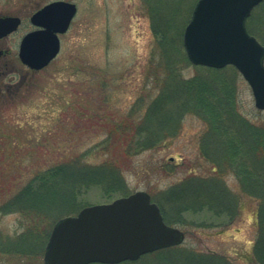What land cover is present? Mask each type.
Masks as SVG:
<instances>
[{"label":"rangeland","instance_id":"1","mask_svg":"<svg viewBox=\"0 0 264 264\" xmlns=\"http://www.w3.org/2000/svg\"><path fill=\"white\" fill-rule=\"evenodd\" d=\"M21 1L24 14L28 15L37 4L51 0H0V10L16 11ZM67 1L76 3L78 12L68 32L61 36L58 57L40 71L25 67L23 84L17 79L9 80L12 93L0 100V192L10 188L11 182L14 188L24 184L36 167L97 145L106 137L108 127L132 107L141 105L139 114L143 116L160 94L154 86L160 69L156 65L150 69L149 64L151 58L165 61L156 31L167 33L166 27H170L168 33L172 36L173 32L182 41L198 0ZM251 23L253 34L262 41L264 9L256 12ZM172 60L181 61L177 57ZM178 69L185 78L206 72L194 64H178ZM227 73L234 78L239 112L252 122H264V110L256 107L252 89L243 75L233 77L231 71ZM198 115L195 110L184 112L171 137L132 157L93 152L88 158L92 162L113 160L123 168L127 191L115 194L114 198L145 190L164 203L170 219L179 216L181 222L168 218L167 222L186 232L181 244L186 251L216 253L233 264H261L254 260L257 201L242 195L240 205L232 212L218 215L215 208L193 211V205L197 206L194 203L186 210L190 206L186 200L195 202V193L194 199L190 195L189 200L182 193L177 202L170 197L171 188L189 174L198 179L201 175L216 174L214 163L201 152L200 135L206 123ZM191 178L195 180V176ZM221 178L229 194L241 196L234 171H225ZM196 185L199 198L211 191ZM84 197L88 205L108 201L100 189H93ZM3 199L5 196H0V202ZM22 229L18 213H0L3 237H14ZM11 259L14 258L0 250V264H14ZM33 260L36 262L30 258Z\"/></svg>","mask_w":264,"mask_h":264},{"label":"trees","instance_id":"2","mask_svg":"<svg viewBox=\"0 0 264 264\" xmlns=\"http://www.w3.org/2000/svg\"><path fill=\"white\" fill-rule=\"evenodd\" d=\"M260 9H264V1L255 8L247 22L249 30L254 34L255 29L251 22ZM166 29L169 31L170 27ZM168 31H156L157 42L165 61L159 62L151 58L149 64L150 69H153L154 65L160 69V72L156 73L157 81L154 84L160 94L152 101L150 107L146 108L143 116L139 114L141 105L132 107L121 120L108 127L106 137L97 145L69 157L62 155L48 164L36 167L24 184L15 185L14 188V183L11 182L10 188L0 192V196H5L0 202V213H18L23 228L14 237L5 238L0 232L1 253L14 258L11 259L14 264H44L42 256L54 223L64 216L78 213L88 205L84 196L89 191L100 189L108 201L114 199L115 194L127 191L128 185L121 165L109 159L92 162L88 157L93 155V152H96V155L117 153L128 158L154 148L178 130L179 118L190 110L198 112V116L206 123V128L200 135L201 152L206 160L214 163L216 174L201 175L199 179L195 174H189L181 184L171 188L170 197L177 202V199L183 196L182 193L187 194L188 200L190 195L194 199L196 194L195 202L199 200V203L186 200L187 205L197 204L193 205V211L206 207L209 210L215 208V214L218 215L224 211L227 214L232 212L240 205L242 195L257 201L258 237L255 242L254 260L264 264V122H252L239 112L234 78L227 73L231 71L233 77L240 74L235 66L213 68L200 65L199 70L206 72L199 71L193 77H183L178 64L192 63L187 56L183 40L179 41L173 32L171 36ZM262 41L264 43V37ZM174 57L180 58L181 61L172 60ZM150 75L153 73L150 72ZM173 100L178 102L171 103ZM178 113L180 115L176 117ZM100 152L102 153L99 154ZM229 170L234 171L239 178L240 197L233 196L224 189L221 176ZM192 176H195V180ZM197 183L201 184L204 190L210 188L211 191L199 198ZM151 195L155 198L153 193ZM153 200L160 205L165 220L170 219V211L164 203L160 199ZM191 208L190 205L185 209ZM170 220L181 222L179 216ZM32 257L36 262L30 261ZM119 264L233 262L223 255L189 252L183 245H178L148 253L136 261H124Z\"/></svg>","mask_w":264,"mask_h":264},{"label":"water","instance_id":"3","mask_svg":"<svg viewBox=\"0 0 264 264\" xmlns=\"http://www.w3.org/2000/svg\"><path fill=\"white\" fill-rule=\"evenodd\" d=\"M264 0H198L183 42L195 65H234L249 83L258 109L264 110V45L249 32L247 19ZM77 4L54 0L31 17L40 28L22 39L20 56L31 69L46 67L61 49ZM20 19L0 17V36L15 30ZM186 233L165 222L148 191L138 190L112 201L87 205L60 218L44 251L45 264H118L180 245Z\"/></svg>","mask_w":264,"mask_h":264},{"label":"flooded vegetation","instance_id":"4","mask_svg":"<svg viewBox=\"0 0 264 264\" xmlns=\"http://www.w3.org/2000/svg\"><path fill=\"white\" fill-rule=\"evenodd\" d=\"M52 1L54 0L44 4H37V7H35V9H33L28 15L24 14V4L22 1L17 4L18 8L16 11L11 12L3 9L0 10V17L15 16L20 19V23L15 30L0 36V100L7 98L8 95H11L12 93V83H9V80L17 79L20 80L21 85L23 84L25 79V67L27 66L20 56L22 39L28 32L40 28V26L32 24L31 17L35 12L39 11L42 7ZM28 20L29 23L26 25ZM64 34L60 35V39Z\"/></svg>","mask_w":264,"mask_h":264}]
</instances>
